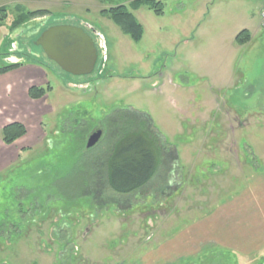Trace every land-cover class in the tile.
<instances>
[{"label": "rangeland", "instance_id": "obj_1", "mask_svg": "<svg viewBox=\"0 0 264 264\" xmlns=\"http://www.w3.org/2000/svg\"><path fill=\"white\" fill-rule=\"evenodd\" d=\"M155 1L158 16L126 0H0V69L32 64L35 85L50 87L37 100H0V264H159L178 256L171 249L189 244L193 229L227 242L251 231L249 204L264 207V195L251 191L264 176V0ZM121 5L143 28L138 42L101 14ZM37 11L45 14L27 19ZM60 25L93 40L91 75H68L34 45ZM244 30L250 40L239 44ZM127 111L150 120L160 164L141 191L99 193L109 148L102 120ZM15 122L26 134L6 146L2 130ZM212 249L180 264H264V245Z\"/></svg>", "mask_w": 264, "mask_h": 264}, {"label": "trees", "instance_id": "obj_2", "mask_svg": "<svg viewBox=\"0 0 264 264\" xmlns=\"http://www.w3.org/2000/svg\"><path fill=\"white\" fill-rule=\"evenodd\" d=\"M97 1L104 2L105 0ZM126 1L130 2L134 9L145 5L157 16L163 13L162 3L155 0ZM5 12L4 8H0V20L4 19ZM43 14L45 12L28 13L27 19ZM101 14L108 17L132 41H140L143 28L125 6L112 7L101 11ZM249 40L250 34L246 30L240 32L235 38L239 44H245ZM33 63L39 64L36 61ZM21 65V63H15L4 66L0 69V74ZM49 90L50 87H31L28 90V96L32 100H37ZM102 124L106 129L109 148L102 151L97 169L99 193H102L104 188L120 196L141 191L149 185L160 164L158 155L161 153V142L150 120L145 115L127 111L119 112L114 118H104ZM2 134V143L9 146L25 136L26 130L22 123L15 122L5 126Z\"/></svg>", "mask_w": 264, "mask_h": 264}, {"label": "crops", "instance_id": "obj_3", "mask_svg": "<svg viewBox=\"0 0 264 264\" xmlns=\"http://www.w3.org/2000/svg\"><path fill=\"white\" fill-rule=\"evenodd\" d=\"M264 9V7H263ZM3 34L0 31V40L2 39ZM33 65H25L20 66L18 68L9 70L5 73L0 74V100L5 101V99H8V97H12L18 99L21 94H24L26 98H29L28 96V90L31 87H38L33 82L36 76V69L35 67H32ZM240 126H243V124L239 123ZM251 191L255 195H258V193H262L264 195V176L259 175L256 179L251 180ZM262 191V192H260ZM253 196V195H252ZM252 201V200H249ZM254 207L255 213L257 212V215L255 214L254 224L251 225L252 230L255 232H251L247 229H242L243 236L237 237L235 235L234 241L229 239V242H227L223 237L222 233L220 234H208L203 235L200 238H197V235L194 233V229L189 233L191 235V241L189 244H182L181 247L178 246L177 249L179 251H176L173 248L171 249V253H174L178 256H172L167 261H156L159 262V264H180L183 259H188V262H191L192 258L196 259L199 258L200 260H203L207 257H205V250H214L212 248H227L232 253L238 254L241 252L249 253L250 251H253L255 249H258L259 247H262L264 245V207H260L257 203L252 202L249 204V208ZM263 208V210H262ZM224 212L221 214L227 215L232 212L231 207H227L226 209H223ZM219 211L216 212L218 214ZM229 217V216H228ZM216 216L212 219L213 223H215ZM261 219V220H260ZM256 220V221H255ZM211 222V223H212ZM227 226V224L224 223V226ZM220 227H223V224L220 225ZM254 227V228H253ZM227 239V236H225ZM247 246L248 250H243L244 247ZM182 248H187V251L181 250ZM181 250V251H180ZM187 253L186 256H179L180 253ZM198 255V257H196ZM158 259L157 257H155ZM155 259V260H156ZM154 259H151V261H147V264H152L155 261ZM187 262V263H188ZM196 261L193 263L195 264Z\"/></svg>", "mask_w": 264, "mask_h": 264}, {"label": "water", "instance_id": "obj_4", "mask_svg": "<svg viewBox=\"0 0 264 264\" xmlns=\"http://www.w3.org/2000/svg\"><path fill=\"white\" fill-rule=\"evenodd\" d=\"M34 45L41 49L48 61L68 75L89 76L95 69L97 49L91 37L81 28L69 25L50 27L38 37ZM101 135L99 129L94 131L86 142V149L94 147Z\"/></svg>", "mask_w": 264, "mask_h": 264}, {"label": "built area", "instance_id": "obj_5", "mask_svg": "<svg viewBox=\"0 0 264 264\" xmlns=\"http://www.w3.org/2000/svg\"><path fill=\"white\" fill-rule=\"evenodd\" d=\"M259 20H260V26L264 28V9L260 12Z\"/></svg>", "mask_w": 264, "mask_h": 264}, {"label": "flooded vegetation", "instance_id": "obj_6", "mask_svg": "<svg viewBox=\"0 0 264 264\" xmlns=\"http://www.w3.org/2000/svg\"><path fill=\"white\" fill-rule=\"evenodd\" d=\"M97 56H98V53H97ZM50 62V61H49ZM50 63H52V62H50ZM52 64H54V63H52ZM55 65V64H54ZM96 131V130H95Z\"/></svg>", "mask_w": 264, "mask_h": 264}]
</instances>
